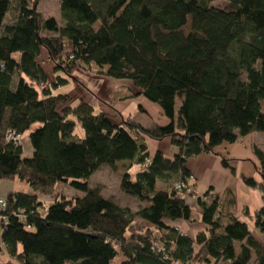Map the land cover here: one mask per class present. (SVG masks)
<instances>
[{"label":"trees","instance_id":"16d2710c","mask_svg":"<svg viewBox=\"0 0 264 264\" xmlns=\"http://www.w3.org/2000/svg\"><path fill=\"white\" fill-rule=\"evenodd\" d=\"M39 1L0 0V180L28 187L1 197L0 264H264L232 193L195 197L186 168L214 154L230 169L215 149L264 134V0H58L60 24L37 11ZM92 66L130 83L122 100L142 97L166 123L143 127L107 99L92 96L96 108L59 92ZM9 131H30V156ZM146 138L169 139L176 152L150 155ZM252 151L264 180V152ZM125 162L119 190L140 202L136 211L89 185L100 167ZM191 197L207 227L193 238L171 225L191 221ZM244 216L264 232V209Z\"/></svg>","mask_w":264,"mask_h":264},{"label":"crops","instance_id":"0c3cea01","mask_svg":"<svg viewBox=\"0 0 264 264\" xmlns=\"http://www.w3.org/2000/svg\"><path fill=\"white\" fill-rule=\"evenodd\" d=\"M86 93L79 92L77 97L74 99H82L86 102H90L92 99V95H90L91 92H88L89 94ZM104 94H107L106 89H104L103 95ZM124 97H127V95H124L123 98ZM128 100H135L139 102L143 109L141 112L148 115L151 119V123H157L160 125L166 123V119L162 116L160 109L157 106H152L142 97L136 99H126V102L114 105L115 110L121 115L130 116L124 112L127 104L130 102ZM149 110L153 111L154 115H151ZM34 128L35 127L32 129ZM32 129L30 131H32ZM29 132L23 134L25 137L22 135V141L24 142L25 151L27 152L26 154L24 152V156L26 157L30 156L32 151L29 143ZM145 143L147 146V152L150 155H152L155 151H160L165 156L170 157L176 152L169 139L153 141L146 138ZM254 145L259 147L264 152L263 133L251 134L241 138L233 144H222L215 149V153L220 154L229 160L228 166L233 170V172L230 171V169L223 168L221 166L220 157L214 154H200L196 157H192L188 159L186 168L191 175L188 181L190 186H192L195 197L203 195L208 189H212V193L217 194L220 197L227 191L231 192L234 197V216L240 220H246L249 224L253 239L260 246H264V232L262 233L254 228L250 219L247 216H244L245 210L253 216L255 212L260 209H264V180L260 178L256 170L259 162L252 151V147ZM96 172H94V174ZM94 174H92L91 177ZM242 177H250L254 179L260 187L252 188L246 186L242 181ZM16 182L17 181L8 182L0 180V197H5V195L9 192H28L25 188L18 189ZM195 197H191L186 200L193 215L191 221L177 220L171 223V225H173L180 233L190 238H193L198 232L207 230V227L200 221V210L196 205Z\"/></svg>","mask_w":264,"mask_h":264},{"label":"rangeland","instance_id":"374dc122","mask_svg":"<svg viewBox=\"0 0 264 264\" xmlns=\"http://www.w3.org/2000/svg\"><path fill=\"white\" fill-rule=\"evenodd\" d=\"M212 5L216 7H223L225 6V2L223 0H219V1L212 3ZM37 11L43 17H52L57 21L58 24L62 23L61 22L62 20L60 18V13H59V1L58 0H40L37 6ZM96 26L97 24L95 25V27ZM45 67L46 69H48V72H50L51 66L46 64ZM96 72H97V69L94 66H92L91 68L82 70V71L81 70L75 71L72 75L73 80H71L68 83V85L62 86L59 89V92L71 93V95H73L72 96L73 98L77 97V94L79 92L80 93H86V92L90 93L91 92L90 95L95 96L99 100L100 105L103 104L102 100H106V99L112 105H116L117 103L126 102L125 99L122 100L121 98H123L124 95L129 94L128 89H131L130 83L126 81H115V80L103 77L100 74H97ZM104 89L107 90V94L103 95ZM118 99H121V100H118ZM90 102L92 103L93 106L98 108V105L95 100H91ZM148 103L151 104L152 106H156L150 102ZM178 106H179V100L176 99L175 116H176V110ZM261 110L264 112V101L261 103ZM141 111H143L142 107L140 106L139 102L135 100H131L127 104L124 110L125 114H129L134 121L138 122L143 127L151 126V119L148 117L146 113L141 112ZM149 113L151 115H154V112L151 110H149ZM74 133L79 138H82L84 136V132L81 129L80 125L78 124H76ZM23 137L25 136L23 135ZM23 137L21 136V146L23 149V154L24 152L26 154L27 152L25 151L24 142L22 141ZM126 166H127L126 162L118 163L117 164L118 170L116 172H112L107 166H102L89 179V185L92 187L100 186L102 190V195L104 197L113 198L114 201L121 207H127L131 209L132 211H136L138 206L140 205V202H138L134 197L126 195L119 190V179L121 176V171ZM139 171H140V166L136 163L132 164L128 168V173L132 181L135 179V175ZM16 186L18 189L25 188L26 190H28V187L26 185L21 184L19 182H16ZM56 187L58 191H61V190L65 191V188H66V186L61 183H58ZM43 201L45 202V205L51 202L49 199H46V198H44ZM137 222L140 226L144 224L139 219L137 220ZM235 246H236V251H238V244H236Z\"/></svg>","mask_w":264,"mask_h":264},{"label":"built area","instance_id":"2783aa9c","mask_svg":"<svg viewBox=\"0 0 264 264\" xmlns=\"http://www.w3.org/2000/svg\"><path fill=\"white\" fill-rule=\"evenodd\" d=\"M6 139L14 142L15 144L21 145V135L9 131L7 132ZM5 205V200L0 197V212L5 209ZM157 251H163V248L157 247Z\"/></svg>","mask_w":264,"mask_h":264}]
</instances>
